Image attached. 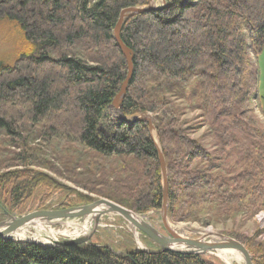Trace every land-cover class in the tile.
<instances>
[{"label": "trees", "instance_id": "1", "mask_svg": "<svg viewBox=\"0 0 264 264\" xmlns=\"http://www.w3.org/2000/svg\"><path fill=\"white\" fill-rule=\"evenodd\" d=\"M165 1L160 8L123 20L119 35L132 52L133 74L119 100L118 112L132 117L157 109L155 103L144 107L138 99V91L147 93L143 87L149 78L183 79L188 74L200 78L207 108L216 109L217 117L230 121L227 127L222 124L227 139L233 140L232 129L236 127L251 135L252 141L244 156L245 169L226 178L212 172V154L181 130H161L159 145L166 155L170 152L174 156L168 165L169 200L172 202L180 193L181 206L188 209L176 217L194 216L205 204L214 205L224 217L238 211L251 213L247 206L240 209L243 192L253 194L254 199L258 196L261 204L257 208H264V132L245 115L251 112L249 106L254 99V58L264 47V0ZM148 2L0 0V18L18 25L28 45L14 64L0 63V131L14 139L8 142L17 149L6 159L24 166L0 174L1 204L15 208L33 185L52 184L49 176L28 166L39 163L42 153L47 152L44 147L57 141L58 145L73 147L52 148L56 155L50 149L55 159L69 166L66 170L78 169L79 165L87 170L92 164L88 170L91 181L98 183L94 173L99 163L87 156L108 159L127 155L146 161L143 172L151 175L149 185L137 182L136 173L128 176L134 185L127 188L136 195L133 200L138 211L161 207L164 193L160 161L148 123L125 122L113 111V101L129 70L114 28L122 10ZM189 160H198L199 167H187ZM88 200L79 194L69 205ZM229 234L244 242L254 264H264V250L259 255L253 252V247L260 250V244L253 246L249 242L252 238ZM0 264L213 263L200 254L134 250L121 257L107 246H52L0 238Z\"/></svg>", "mask_w": 264, "mask_h": 264}, {"label": "rangeland", "instance_id": "2", "mask_svg": "<svg viewBox=\"0 0 264 264\" xmlns=\"http://www.w3.org/2000/svg\"><path fill=\"white\" fill-rule=\"evenodd\" d=\"M152 2L153 6L156 8L166 4L165 0H152ZM148 5L149 2L147 5L136 6V8L147 7ZM130 12L131 11H126L125 15L127 16ZM26 47H28V45L25 43L23 33L19 26L9 21L7 18H0V63L14 64ZM130 54H132V52H130ZM126 59L129 66L128 56H126ZM254 71V99L251 101V103L253 102L251 106H249L251 107V112L248 113L247 111L245 115L247 117L251 116L248 117V120L251 121V118L254 119L258 127L264 132V47L262 52L254 58ZM200 80L201 79L197 77L192 78L189 74L183 79L166 77L149 78L143 87L147 89V93L144 94L138 91V99L144 104V107L147 104L149 105V102L150 104L155 103L157 109L152 111L144 110L132 117H126L131 120L135 117L148 115L151 121L146 122L148 123V128L155 143L159 142L158 133L161 130H169V128L181 130L185 136L192 139V141L198 143L212 154V161H214L212 163L214 164L212 172L217 174L221 173L226 178L237 175L245 169L247 164L244 156L251 146L252 137L242 129L240 131L236 127H232V131L235 132V137L233 136L232 141L227 139V131H223L224 126L222 124L227 127L230 125V121H228L227 118L217 117V112H215L216 109L207 108V102L204 100L205 92ZM119 100H121V98ZM157 102H160V105ZM117 103H119V101ZM113 109L117 110V105H114ZM6 111L4 107L3 112ZM151 125L153 129L150 128ZM3 140H6V143L5 141L3 142ZM12 140H14L12 137H7L6 134L0 131V142H3L1 146L4 147V151L2 152L3 156L0 157V174L23 169L24 167L16 164L12 159H6L10 152L17 150L15 147L9 145V142H12ZM41 143L44 146L45 142L41 141ZM72 147L73 145L66 143L58 145L57 141L54 142V145L48 146L47 148L46 146L44 147L48 153L46 152V155L42 153L39 163H33L28 166V168L37 173L49 176L52 180V184L39 182L33 185L29 195L15 208H10L7 204L0 203V222L7 219L3 214V209L12 216L19 217L35 210L79 206L105 198L133 211L166 234V228L163 225L161 214L163 202L159 209L156 208L146 212H140L135 209L136 201L133 199H136V195L127 188L130 184L134 185L133 181L131 182L128 176L132 177V174L136 173L138 174L137 182H146V184L148 183L147 186L149 185L151 175L144 174L143 172L146 161L135 159L133 156L127 155L114 156L108 159L87 156L86 159L94 160L99 163V169H96L98 171H95V173L93 172L96 174L95 177H98V183L94 180L91 181L92 176L88 170L92 169V164L89 165L87 170H85L82 165H79L78 169L66 170L65 168L69 166L55 159L54 154L56 155V150L52 148L71 149ZM50 149L54 154H52ZM170 149L171 147H169V151ZM162 154L168 179V165L174 161L172 160L174 156L170 152L166 155V151L164 152L163 150ZM187 162V167L189 168H194L198 164L200 165L198 160H189ZM57 167L61 172L57 171ZM124 171L126 172L124 173ZM101 192L104 193V195H102ZM79 194H84L89 200L81 204L69 205V201L72 199L76 200ZM252 196L253 194L249 192H243V202L239 203L240 209L247 206L252 210L250 211L251 213L238 211L233 215L224 217V213L218 212V209H215L214 205L205 204L197 208L198 210L194 216L178 219L176 217L178 214L182 215L188 212V209H183V206H181L180 199H182V197L179 193L177 194V198L172 202L168 200L167 221L175 228V231L189 238L202 237L201 233L208 228L217 234L230 238L234 237L229 236V233H239L247 238H252L249 242H251L253 246H258L260 244V247L258 246L260 250H258L257 247H253V252L259 255L260 251L264 250V208H257L261 204V201L258 199V196L256 199ZM6 205L10 211L7 209ZM178 209L180 210L179 212H177ZM37 228L43 229L42 232L46 234V236H52L51 231L57 230H67L72 234H74V231L81 230L77 237L89 235L93 232L90 239L81 244L107 246L121 257L128 256V253L134 250L155 251L159 248L148 235L138 228L132 227L123 216L116 213L103 214L98 219V222H96L95 218H90L88 214H85L71 218V222L67 224L62 221H53L46 222L39 226L36 224L29 225L28 229L30 235L40 238V235L35 231ZM84 228L85 230H83ZM210 237L211 236H208V238ZM70 238H72V235H70V237L67 235L57 236L58 240ZM42 241L41 239L34 240V242L41 245L52 244H48L47 242L43 244ZM242 243L244 244V242ZM203 256L213 264H226L218 256L216 250L206 253ZM232 264H245V262L242 258L233 259Z\"/></svg>", "mask_w": 264, "mask_h": 264}, {"label": "water", "instance_id": "3", "mask_svg": "<svg viewBox=\"0 0 264 264\" xmlns=\"http://www.w3.org/2000/svg\"><path fill=\"white\" fill-rule=\"evenodd\" d=\"M160 8V7H157ZM156 9V7L153 6L152 0L149 1V5L147 7L142 8H136V7H130L122 10L120 17L118 19V22L114 28V36L116 39L117 44L121 48V50L124 52L126 56H128L129 59V72L124 80V82L121 85V88L116 95L113 106L117 105V110H114V113L118 116L120 120H123L125 122H134L137 120H145L150 122L151 119L148 115H142L139 117H135L133 119H128L127 117L121 116L118 112V101L120 98L124 96V93L126 91V88L128 87L130 78L133 74V62H132V54H130L131 50L123 43L122 39L120 38L119 32L121 25L123 23L124 18L126 17L125 12L131 11L128 15H133L136 13L144 12L147 10ZM127 15V16H128ZM125 16V17H124ZM151 129H153V126H150ZM156 147L158 150V156L159 161L161 164V170H162V179H163V207L161 210L162 214V222L164 227L166 228V234L161 232L157 227L152 225V223L148 222L147 220L143 219H136V213L133 211L114 203L108 199L101 198L98 200H95L88 204H82L79 206H72L67 208H59V209H41V210H35L32 212H29L27 214H24L19 217L12 216L10 213H8L6 210L3 209V214L6 216V220L0 222V238L3 239H9V240H15L13 238H9L7 235L16 231L17 229L27 226L29 224H34L36 222H53V221H61L68 218H73L79 215H85L90 212H93L95 210L99 209V212H97L94 216L96 222H98V219L103 214L107 213H117L121 216H123L128 222H133V224L136 225V228L143 231L146 235L149 236L151 240H153L158 246L157 252H163V251H172V252H180V253H186V254H200L204 255L206 253L212 252L214 250L219 249H234L237 252H239L242 255V258L245 262V264H254L253 258L247 247L240 242L239 240L235 238H230L227 236H223L221 234H217L219 236L218 241H210L207 242L206 236H202L199 238H189L185 237L181 234H179L177 231H175L172 228V225L167 221V205L169 200L168 195V179H167V170L165 161L162 154V149L159 145V142H156ZM138 216V215H137ZM93 232L89 235H84L78 238H70L65 240H53L52 245H59V246H68V245H74V244H81L84 242H87L90 237L92 236ZM176 246L183 247V249H176Z\"/></svg>", "mask_w": 264, "mask_h": 264}, {"label": "bare ground", "instance_id": "4", "mask_svg": "<svg viewBox=\"0 0 264 264\" xmlns=\"http://www.w3.org/2000/svg\"><path fill=\"white\" fill-rule=\"evenodd\" d=\"M97 212H99V209L88 213V215H89L90 218H94V216H95V214ZM136 219H143V218L141 216H139V215L138 216L136 215ZM61 221L65 222L67 224V223L71 222V218L64 219V220H61ZM45 223L46 222H36V223H34V225L36 224V225L39 226V225H42V224H45ZM129 224H131L132 227L136 228V225L133 224V222H131V223L129 222ZM29 225L31 226L32 224H29ZM29 225L23 226V227L17 229L16 231L8 234L7 236L9 238H13L15 240H27V241L33 240L34 241V240H37V239H41V240H43L42 241L43 244H44V242H47L48 244H51V243H53V240L57 239L58 235H67L69 237H70V235H72V239H73V238H77V236L81 232V230H78V231H74V234H72L71 232H69L67 230H57V231H51L52 232V236H50V235L46 236V234H44L42 232L43 229L37 228V229H35V231H37V234L40 235V238H36L35 236H31L30 235L29 229H28ZM75 227H78V226H75ZM173 229H175V228H173ZM0 230H2V229H0ZM83 230H85V228ZM201 235L202 236H206V240H207L208 236H211L210 238H208L207 242H210V241L214 242V241H218L220 239L219 236L217 235V233L213 232L210 228H208L207 230L202 232ZM44 236H46V237H44ZM175 248L176 249H180V250L183 249V247H180V246H176ZM216 251L218 252V256L226 264H232L233 259H241L242 258V255L239 252H237L236 250H234V249H219V250H216Z\"/></svg>", "mask_w": 264, "mask_h": 264}]
</instances>
